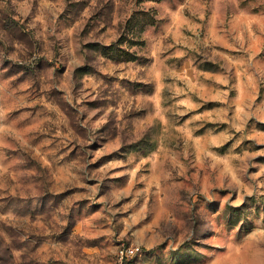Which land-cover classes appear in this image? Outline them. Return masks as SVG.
<instances>
[{"label": "rangeland", "instance_id": "rangeland-1", "mask_svg": "<svg viewBox=\"0 0 264 264\" xmlns=\"http://www.w3.org/2000/svg\"><path fill=\"white\" fill-rule=\"evenodd\" d=\"M0 264H264V0H0Z\"/></svg>", "mask_w": 264, "mask_h": 264}, {"label": "built area", "instance_id": "built-area-1", "mask_svg": "<svg viewBox=\"0 0 264 264\" xmlns=\"http://www.w3.org/2000/svg\"><path fill=\"white\" fill-rule=\"evenodd\" d=\"M140 250L139 246H122L118 249V256L121 261H124L128 257L137 254Z\"/></svg>", "mask_w": 264, "mask_h": 264}]
</instances>
